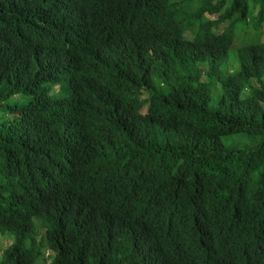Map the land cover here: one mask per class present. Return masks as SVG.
Wrapping results in <instances>:
<instances>
[{"label":"trees","instance_id":"obj_1","mask_svg":"<svg viewBox=\"0 0 264 264\" xmlns=\"http://www.w3.org/2000/svg\"><path fill=\"white\" fill-rule=\"evenodd\" d=\"M255 6L0 0V264H264Z\"/></svg>","mask_w":264,"mask_h":264},{"label":"rangeland","instance_id":"obj_2","mask_svg":"<svg viewBox=\"0 0 264 264\" xmlns=\"http://www.w3.org/2000/svg\"><path fill=\"white\" fill-rule=\"evenodd\" d=\"M258 8L255 6L251 11V16H254L257 13ZM208 18V17H207ZM216 18V15L209 17V19H214ZM244 26V24H239V26L236 28L235 31V38H234V43L233 46L229 52L228 57L230 59L227 61L226 66H227V72H233L236 68V60H235V50L237 48L238 42L237 39H245V37H252L253 42H264V22L261 24V27L259 29L253 30L250 26L246 28V30H242L241 28ZM242 34V35H241ZM186 37H188L186 35ZM157 77V73L154 71L150 78L148 79V85L154 86V79ZM221 97V91L220 88L218 89L217 86L213 88L212 96H211V101L209 102V110L210 111H215L217 109L218 105V100ZM145 113V110L142 111V114ZM223 142L225 146L227 147H233V146H248L249 145V139L247 137L239 136V135H231L228 137H223ZM10 244V239L9 237H1L0 238V251L4 249L5 247L9 246Z\"/></svg>","mask_w":264,"mask_h":264},{"label":"clouds","instance_id":"obj_3","mask_svg":"<svg viewBox=\"0 0 264 264\" xmlns=\"http://www.w3.org/2000/svg\"><path fill=\"white\" fill-rule=\"evenodd\" d=\"M192 6H193V5H192ZM252 9H253V8H251L250 11H251ZM250 11H249V19H248V22L251 23V21H249V20H250L251 18H253V17L258 13V10H257V13H256L254 16H251ZM205 17H206V18L208 17L207 19H209V17H212V16H205ZM263 22H264V20H263ZM263 22H262V23H263ZM262 23H261V24H262ZM261 24L259 25L260 27H261ZM225 25H226V24H225ZM225 25H224V26H225ZM252 27H253V25H252V23H251V28H252ZM260 27H259V28H260ZM246 28H247V27H242V28H241V31H242V30H246ZM259 28H258V29H259ZM241 35H242V34H241ZM243 37L245 38V39H243V40H242V39H237L238 45H237V48H236V50H235V54H236V55H235L236 65H237V50H238L240 47H242V46H247L248 44L264 43V42H253V41L251 40L252 37H249V39H248V37H245V36H243ZM188 38H189V37H188ZM232 46H233V45H232ZM229 59H230V57L227 58V61H228ZM227 61H226L225 64H224V71H225L226 73H232V72H227V66H226ZM148 86H150V85H148ZM215 86H217V88L219 89V86H218V85H215ZM215 86H214V87H215ZM150 87H152V86H150ZM214 87H213V88H214ZM139 98L142 99V98H143V95L140 94V95H139ZM143 110H145V112H146V108H143L142 111H143ZM142 111H141V113H142ZM144 114H145V113H144Z\"/></svg>","mask_w":264,"mask_h":264}]
</instances>
